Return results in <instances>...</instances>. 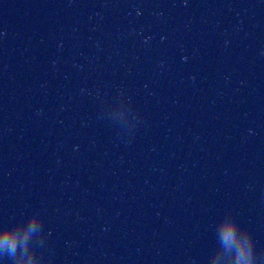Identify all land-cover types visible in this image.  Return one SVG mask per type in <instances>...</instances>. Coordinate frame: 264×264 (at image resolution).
Segmentation results:
<instances>
[{
	"label": "water",
	"instance_id": "obj_1",
	"mask_svg": "<svg viewBox=\"0 0 264 264\" xmlns=\"http://www.w3.org/2000/svg\"><path fill=\"white\" fill-rule=\"evenodd\" d=\"M0 264H264V0H0Z\"/></svg>",
	"mask_w": 264,
	"mask_h": 264
},
{
	"label": "clouds",
	"instance_id": "obj_2",
	"mask_svg": "<svg viewBox=\"0 0 264 264\" xmlns=\"http://www.w3.org/2000/svg\"><path fill=\"white\" fill-rule=\"evenodd\" d=\"M41 219L33 215L30 220L20 226H0V249L14 252L17 248L26 249L30 236L38 230ZM220 235L225 247L230 248L234 255L231 264H257L256 242L250 230L241 227L232 217L225 219L221 226ZM20 264H39L36 253L23 254ZM213 264H220L217 256Z\"/></svg>",
	"mask_w": 264,
	"mask_h": 264
}]
</instances>
